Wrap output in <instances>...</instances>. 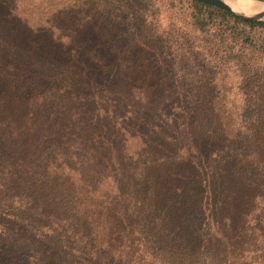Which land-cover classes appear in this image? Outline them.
Wrapping results in <instances>:
<instances>
[{
  "label": "trees",
  "instance_id": "obj_1",
  "mask_svg": "<svg viewBox=\"0 0 264 264\" xmlns=\"http://www.w3.org/2000/svg\"><path fill=\"white\" fill-rule=\"evenodd\" d=\"M188 1L0 0V264H264V21Z\"/></svg>",
  "mask_w": 264,
  "mask_h": 264
},
{
  "label": "rangeland",
  "instance_id": "obj_2",
  "mask_svg": "<svg viewBox=\"0 0 264 264\" xmlns=\"http://www.w3.org/2000/svg\"><path fill=\"white\" fill-rule=\"evenodd\" d=\"M140 2L145 6L151 21L154 22L161 33L169 34L178 39H191V43H193L196 48L202 46L199 42H195L197 37L191 32L194 31L191 27L193 23L191 18L193 9L190 7L191 5L188 0H140ZM241 27L250 33L259 45L264 44L263 28L255 27L250 29L245 25H241ZM233 72L234 69L231 68L230 74ZM232 77L230 78V82L236 84L237 80H234L235 76Z\"/></svg>",
  "mask_w": 264,
  "mask_h": 264
},
{
  "label": "bare ground",
  "instance_id": "obj_3",
  "mask_svg": "<svg viewBox=\"0 0 264 264\" xmlns=\"http://www.w3.org/2000/svg\"><path fill=\"white\" fill-rule=\"evenodd\" d=\"M232 9L247 17H257L264 13V2L256 0H224Z\"/></svg>",
  "mask_w": 264,
  "mask_h": 264
},
{
  "label": "water",
  "instance_id": "obj_4",
  "mask_svg": "<svg viewBox=\"0 0 264 264\" xmlns=\"http://www.w3.org/2000/svg\"><path fill=\"white\" fill-rule=\"evenodd\" d=\"M202 3L208 4V5H212L214 7H218L220 9H223L229 13H231L235 18H240L242 20L245 21H252V22H260V21H264V13L260 14L257 17H247L241 14L236 13L232 7L226 3L224 0H198Z\"/></svg>",
  "mask_w": 264,
  "mask_h": 264
}]
</instances>
